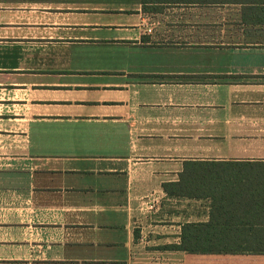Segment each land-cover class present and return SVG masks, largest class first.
Segmentation results:
<instances>
[{
  "label": "crops",
  "instance_id": "0c3cea01",
  "mask_svg": "<svg viewBox=\"0 0 264 264\" xmlns=\"http://www.w3.org/2000/svg\"><path fill=\"white\" fill-rule=\"evenodd\" d=\"M258 162L264 0H0V264H264L173 248Z\"/></svg>",
  "mask_w": 264,
  "mask_h": 264
},
{
  "label": "trees",
  "instance_id": "16d2710c",
  "mask_svg": "<svg viewBox=\"0 0 264 264\" xmlns=\"http://www.w3.org/2000/svg\"><path fill=\"white\" fill-rule=\"evenodd\" d=\"M264 167V162L246 163ZM197 173L192 180V167L186 170L184 193L189 196H208L209 214L205 222H190L182 227V239L174 249L188 253H264V170L244 168V182L233 177L225 183L212 179L211 168L194 167ZM260 171V170H258ZM258 176L259 179H256Z\"/></svg>",
  "mask_w": 264,
  "mask_h": 264
},
{
  "label": "rangeland",
  "instance_id": "374dc122",
  "mask_svg": "<svg viewBox=\"0 0 264 264\" xmlns=\"http://www.w3.org/2000/svg\"><path fill=\"white\" fill-rule=\"evenodd\" d=\"M193 55H194V53L190 54L188 52L183 51V52H178L175 55H167L165 57V59L167 58V61H177L178 63H181V62H183V63H192L193 60L197 61V60L203 58V56H200V58H199V57H197V55H195V57H193ZM233 155L234 156H244V155H247V154L244 153V152H234ZM244 168H247L248 170H252V171L257 170L253 174H258L259 172H263V170H264V167H262V166H253L251 169L249 168V166H246ZM258 170H260V171H258ZM250 259L251 258H249V257H237V258H233V259L232 258H228L227 261H231V264H249L250 263ZM253 259H256V258H253ZM219 260H223V259L217 258L215 261L219 262ZM253 264H259V262H256V263H253Z\"/></svg>",
  "mask_w": 264,
  "mask_h": 264
}]
</instances>
